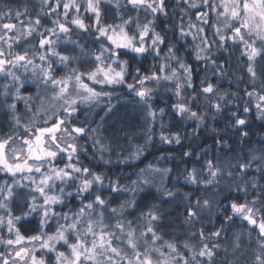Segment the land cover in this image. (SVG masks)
Segmentation results:
<instances>
[{
  "label": "snow or ice",
  "instance_id": "snow-or-ice-1",
  "mask_svg": "<svg viewBox=\"0 0 264 264\" xmlns=\"http://www.w3.org/2000/svg\"><path fill=\"white\" fill-rule=\"evenodd\" d=\"M102 3L106 5L103 10ZM184 4L196 10L198 24L190 21L187 25L196 31H184L183 22L177 28L182 37L199 40L194 44L196 58H206L201 53L213 45L219 48L231 42V46L242 49L251 83V90H245L249 99L243 110L250 111L254 100L258 117H264V0H183L181 7ZM133 12L137 15L133 16ZM140 12L145 14L143 22ZM41 13L44 17L55 14L51 27L45 26ZM85 13L91 14L87 17L91 24L85 23ZM159 14H168L166 0H40L35 18L26 7L24 13L15 11V23L10 6L0 9V105H6L12 114L9 131L0 132V172L10 178L0 183V264H218L223 229L206 234L201 227L179 243L164 240L159 234L162 214L155 205L146 214L147 223L138 229L133 220L126 218L128 208L133 211L127 215H133L138 207L135 201L125 200L111 207V200L103 196L105 177L78 159L84 150L79 139L96 129L86 128L88 121H78L77 113L84 106V115H89L102 97L111 95L103 86L127 84L153 119L156 111L149 101L154 90H173L168 89L167 82L175 84L177 100L173 108L180 114L202 121L203 115L192 110L193 105L199 107V97L209 101V108L222 110L219 102L211 103L216 95L211 83L205 85L202 81L201 89L195 94L187 93L184 99L185 87L193 86L191 69L172 46H168L163 62L147 74H141L139 69L130 72L129 62L120 59L129 51L144 58L149 54L161 57L165 40L152 27ZM109 16L113 21L119 16L121 22L108 23ZM205 25L213 30L211 40ZM84 34L98 42L95 51L79 39H72L73 35ZM67 44L72 47H65ZM130 75L132 83H127ZM29 80L43 85L35 97L21 95V88ZM10 99L25 101L26 110L32 113L27 124L15 115L17 105ZM159 112L163 114L164 109ZM235 124L243 126L246 120L236 116ZM174 139L180 142L178 136ZM161 140L171 142L164 135ZM97 144L101 154L107 150L102 141L94 139L93 145ZM260 151L262 155H253L252 160L257 161V170L264 176V149ZM205 166L211 178H205L204 183L214 186L220 169L211 161ZM251 167V161L237 164L243 175ZM187 179L199 183L197 170L193 169ZM107 187L113 193L135 191L111 181ZM69 188H74L75 193ZM252 188L256 198L250 200L246 193L243 203H231L233 215L226 219L239 217L254 226L251 231L257 240L250 264H264V186L254 181ZM165 191L170 197L174 195ZM68 197L78 199L79 205L69 212L58 211L57 206L67 207ZM257 201L261 202L259 206ZM208 206L207 199L202 203L197 200L195 208L189 205L188 222H197L199 210ZM29 217H38L37 223L32 225ZM140 218L144 219L145 214ZM21 228L29 234H22ZM190 241L198 242L199 247ZM233 247L238 249L240 245L235 243ZM223 252L224 259L219 264H231L228 248Z\"/></svg>",
  "mask_w": 264,
  "mask_h": 264
},
{
  "label": "trees",
  "instance_id": "trees-1",
  "mask_svg": "<svg viewBox=\"0 0 264 264\" xmlns=\"http://www.w3.org/2000/svg\"><path fill=\"white\" fill-rule=\"evenodd\" d=\"M124 2L125 0H121V3ZM199 2L200 0H196V3ZM182 3L183 0H166L168 14H159L152 25L165 40V44L161 45L163 48L161 57L156 58L154 54H149L144 58L129 51L120 59L129 62L130 72L139 69L141 74H147L154 65L163 62V56L167 54L170 45L177 56L191 69L193 86L185 87L184 99H187V93L195 94L200 90L202 81L205 85L211 83L216 90L211 103L219 102L222 110L217 112L209 108V101L199 97V107L193 105L192 110L203 115L202 121L180 114L173 108L177 100L174 94L175 84L167 82L168 89L173 90H166L163 87L158 91L154 90L149 101L152 110L156 111V118L153 119L144 104L138 102L139 97L129 91L127 84L103 86L111 95L102 97L89 115H84L87 111L84 106L81 107V112L77 113L78 121H88L86 128L96 129L95 132H90L89 136L79 139L78 143L84 150L80 151L78 159L81 164L105 177V187L102 191L104 198L111 200V207H118L125 200L135 201L138 207L135 208L133 215H127V212L133 211L132 208H128L126 218L133 220L138 229L147 223L146 214L149 208L155 205L162 214L159 234L164 240H174L179 243L201 227L206 229V234H210L213 229H223L220 237L221 256L217 257L218 264L224 259L225 247L228 248L227 258L231 264H250L251 251L255 248L257 240L256 233L251 231L254 226L239 217H235L232 221L226 218L233 215L231 203H243L246 193L250 200L256 198L252 188L254 181L258 186H264V176L257 170V161L252 160L253 155L259 158L262 155L260 149H264V117H258L254 100L250 111L243 110L249 99L245 95V90H251V83L246 71V58L241 54L242 49L231 46V42L219 48L213 45L209 51L201 53V56L206 58L197 59L194 44L199 43V40L193 41L191 36L182 37L177 28V25L183 22L184 31L195 32L196 28L189 29L187 25L190 21L198 24L194 14L196 10L186 4L181 7ZM5 5L10 6L14 23V14L17 10L24 13L27 7L32 18H35V13L40 11V0H0V9ZM105 6L102 3V10ZM122 14L126 15V13ZM89 15L91 14H84L85 23L91 24L92 21L87 19ZM132 15L136 16L137 13L133 12ZM138 15L143 22L145 14L140 12ZM41 16L45 26L51 27V19L55 18V14L44 17L41 13ZM148 18L152 19L151 16ZM107 22L121 21L119 16L115 21L109 16ZM131 27L135 29L134 25ZM204 27L208 39L211 40L212 28L207 25ZM72 39H79L82 44L94 51L98 45L93 36L88 34L73 35ZM65 47L71 48L72 45L67 44ZM171 63L176 66L175 61ZM127 83H132L131 75ZM2 84L3 77H0V87ZM99 87L101 86H97V89ZM42 88L43 85L29 80L25 87L21 88V95L35 97ZM219 97L223 99H218ZM9 102L16 103L15 115L20 117L22 123L27 124L32 113L26 110L25 101L10 99ZM29 103L35 104L38 101H29ZM189 103L191 105V102ZM161 108L164 109L163 114L159 112ZM236 116L245 119L246 124L236 125ZM11 123L12 114L9 113L6 105H0V132L9 131L8 126ZM161 135L169 137L171 142L161 140ZM177 136L179 143L174 139ZM94 139L102 141L107 146V150L102 154L98 152L100 145L94 146ZM208 161L220 169L214 186H206L204 183L205 178H211L205 166ZM245 161L252 162L247 175H243L237 168V164ZM193 169L199 173V183H190L187 179ZM9 179L0 172V183ZM109 181L118 183L121 188H134L135 191L113 193L107 187ZM133 181L137 183L134 185ZM165 190L174 195L168 196ZM68 191L75 193L74 188H69ZM204 199L209 201V206L199 210L197 222H188L187 207L191 205L195 208L197 200L202 203ZM65 203L67 207L57 206V210L69 212L76 208L80 201L68 197ZM260 203L257 201V206ZM141 214H145L144 219L140 218ZM256 218L259 220V215ZM28 219L32 225H35L38 217ZM20 231L22 234H29L24 228ZM237 236L239 240H236ZM216 239L212 237V240ZM190 242L197 243L199 247L198 242ZM235 243H239L238 249H234Z\"/></svg>",
  "mask_w": 264,
  "mask_h": 264
}]
</instances>
